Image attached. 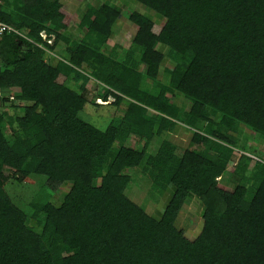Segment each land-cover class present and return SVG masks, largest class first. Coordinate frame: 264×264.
Returning <instances> with one entry per match:
<instances>
[{"label": "trees", "instance_id": "1", "mask_svg": "<svg viewBox=\"0 0 264 264\" xmlns=\"http://www.w3.org/2000/svg\"><path fill=\"white\" fill-rule=\"evenodd\" d=\"M61 8V0H0L5 21L51 51L63 46L53 65L21 35L0 42V100L16 90L30 102L21 113L0 110V264H264V159L250 155L244 132L264 141V0H87L81 38L66 32ZM126 21L137 32L122 35L125 54L119 43L105 52ZM93 79L97 97H113L107 104L122 112L104 129L80 115ZM177 123L201 148L178 156L163 140L151 153ZM130 135L143 146H126ZM5 167L18 182L45 176L28 211L5 189ZM227 173L233 190L219 185ZM140 174L148 180L136 183ZM144 182L172 185L161 218L127 194ZM191 196L206 206L194 240L175 224Z\"/></svg>", "mask_w": 264, "mask_h": 264}, {"label": "rangeland", "instance_id": "2", "mask_svg": "<svg viewBox=\"0 0 264 264\" xmlns=\"http://www.w3.org/2000/svg\"><path fill=\"white\" fill-rule=\"evenodd\" d=\"M86 1L87 0H61L62 2L61 10L65 14L64 22L68 26L66 32L69 35H72L74 38H81L85 32V30L83 32L79 29V21L81 19V16L84 13ZM117 6L121 10L128 11V8L125 7V4L120 1L117 2ZM154 20L160 24H162L164 21L159 16H154ZM123 23L124 22L119 23L117 28H115L113 35L108 40V44H107V47L105 48V52L108 53L115 46L116 43H119L122 46H124L123 48L122 47L120 48V54L121 55L125 54L126 44L123 43V41L121 40V37L123 33L126 32V34L124 35V38H126L128 41H132L137 32V27L135 25L129 26V23L127 21L125 22V24ZM62 49H63V46H59L56 48L55 51H53L56 55V56H53L54 58H52L51 60V63L53 65L56 64L58 60L61 59L60 57H61ZM49 53L50 52H48V55ZM44 58L50 60L51 57L45 54ZM165 61H166V67L168 68H171L175 65V63L171 61L168 57H166ZM141 69H143V66H141ZM164 75L162 72L161 74L162 80H165ZM102 91L103 89L101 87V84L96 82L94 79L89 82L87 86V96L89 99V103L85 106L84 111H82L80 115L85 120L92 122V124H94L95 126L104 129L108 126V124L111 122L112 119L120 116L122 112H121V109H118L115 105L107 104V103L113 102L114 100L113 97H109L108 101H104L102 98L97 97L99 92L102 93ZM16 94H18L17 91L12 90L11 92H9L7 96V100L5 101L0 100V110L9 112L10 114L23 112L24 107L26 105H29L30 102L22 101V100L15 98L14 96ZM171 98H174V96H171ZM91 100H94L95 103L101 104L103 106L92 105L90 102ZM7 131L8 132L10 131L9 127H7ZM244 132L249 134L248 135L249 136V142H248L249 150L248 151L250 152V155L255 156V157L257 156L258 158H256V160H260V159L263 160L264 159V141H261L259 139L258 134L252 133L248 128H245ZM166 137H167L166 135L165 136L162 135L156 140H161L162 138H166ZM144 141H145L144 138H140L136 135H130L125 145L130 146V147H139V146H143ZM151 153H153V151H151ZM177 155L179 156V154ZM236 155L238 156V154ZM3 173L5 174V176L9 177L5 183V189L7 190V192L9 193V195L11 196V198L13 199L15 203H17L21 208L28 211L30 207V203L37 197V195L41 192V189L44 187L45 176L33 174L29 176L24 182H18L16 179L13 178L11 169L5 167ZM136 176H135L136 183H138L137 181H140V178H145L141 174L138 175V177ZM144 180L147 181L148 179L145 178ZM94 183L95 185H100L101 178L95 179ZM72 185L73 183L71 181H67L61 184L56 189V192H55L56 201H61L63 196L70 191ZM161 188L162 187H159V185L153 186L148 191L146 190L147 192L141 193V195L144 196L147 199V201L151 202L153 200H156L161 195L162 193ZM39 195H42V193H40ZM205 210H206V206L204 204V208H201L200 213L194 216L192 227H190L188 232L186 233L184 232L185 236L188 237L189 239L194 240L197 237V235H199L203 227V223H204L203 216H204Z\"/></svg>", "mask_w": 264, "mask_h": 264}, {"label": "crops", "instance_id": "3", "mask_svg": "<svg viewBox=\"0 0 264 264\" xmlns=\"http://www.w3.org/2000/svg\"><path fill=\"white\" fill-rule=\"evenodd\" d=\"M121 23V22H120ZM119 24V23H118ZM125 24V23H124ZM118 26V25H117ZM124 27V26H123ZM117 28V27H116ZM126 32L123 33L125 35ZM181 97L177 98V101L180 103ZM161 140H156L150 145V151L153 153L157 152V148L163 140H168L172 145L175 146L176 154H183L184 151L188 148H197L200 149V145L192 146L193 140V129L188 127L185 124L177 123L173 131L165 132ZM236 179L231 177L230 174H224L220 179L219 185L226 190H233L236 187ZM146 184V185H145ZM152 187V182H144L143 186H131L128 188L127 194L139 205L146 209V211L153 216L154 218H161L165 208L167 207L169 201L172 198L173 188L172 185H168L167 188H163L161 195L153 201H147V199L141 195L143 192H147ZM147 190V191H146ZM147 195V194H146ZM203 205V206H202ZM201 208H204V203L196 196H191L187 203L184 205L183 210L175 221V224L178 228L183 229L184 232H188L190 227H192L193 218L196 214L200 213Z\"/></svg>", "mask_w": 264, "mask_h": 264}, {"label": "built area", "instance_id": "4", "mask_svg": "<svg viewBox=\"0 0 264 264\" xmlns=\"http://www.w3.org/2000/svg\"><path fill=\"white\" fill-rule=\"evenodd\" d=\"M12 33H16L18 35H21L22 37L28 39L29 41L36 43L37 45H39L40 47H42L43 49L46 50V55L49 57L52 56H56L55 53L49 49H47L43 44H40L36 41H34L32 38L28 37L27 33L24 30H20L17 27H15L14 25L8 23L7 21H5L1 16H0V42L2 40V38L6 35L12 34ZM42 38L44 40H46L48 43L52 44L54 41V36H49L46 31H43L40 33ZM48 52L49 55H48ZM252 156V155H251ZM255 157V156H254ZM256 158V157H255Z\"/></svg>", "mask_w": 264, "mask_h": 264}]
</instances>
